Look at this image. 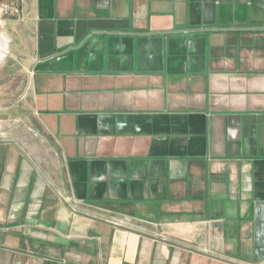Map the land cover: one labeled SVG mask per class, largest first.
Instances as JSON below:
<instances>
[{
  "label": "crops",
  "instance_id": "1",
  "mask_svg": "<svg viewBox=\"0 0 264 264\" xmlns=\"http://www.w3.org/2000/svg\"><path fill=\"white\" fill-rule=\"evenodd\" d=\"M15 2L0 264H264V0Z\"/></svg>",
  "mask_w": 264,
  "mask_h": 264
},
{
  "label": "rangeland",
  "instance_id": "2",
  "mask_svg": "<svg viewBox=\"0 0 264 264\" xmlns=\"http://www.w3.org/2000/svg\"><path fill=\"white\" fill-rule=\"evenodd\" d=\"M7 53L4 56L0 51V135L20 137L24 121L34 118L27 97L30 75L10 51Z\"/></svg>",
  "mask_w": 264,
  "mask_h": 264
},
{
  "label": "built area",
  "instance_id": "3",
  "mask_svg": "<svg viewBox=\"0 0 264 264\" xmlns=\"http://www.w3.org/2000/svg\"><path fill=\"white\" fill-rule=\"evenodd\" d=\"M26 19L27 14L25 10L15 0H0V29L4 28L10 20L25 22Z\"/></svg>",
  "mask_w": 264,
  "mask_h": 264
}]
</instances>
